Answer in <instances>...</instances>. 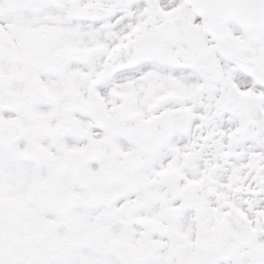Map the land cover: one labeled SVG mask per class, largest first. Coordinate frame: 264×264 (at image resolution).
<instances>
[{"label":"snow or ice","instance_id":"snow-or-ice-1","mask_svg":"<svg viewBox=\"0 0 264 264\" xmlns=\"http://www.w3.org/2000/svg\"><path fill=\"white\" fill-rule=\"evenodd\" d=\"M0 264H264V0H0Z\"/></svg>","mask_w":264,"mask_h":264}]
</instances>
